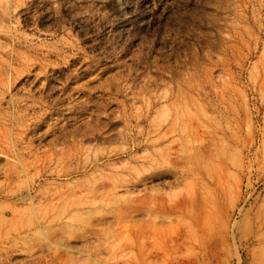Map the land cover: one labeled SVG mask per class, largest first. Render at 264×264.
<instances>
[{
  "label": "rangeland",
  "instance_id": "obj_1",
  "mask_svg": "<svg viewBox=\"0 0 264 264\" xmlns=\"http://www.w3.org/2000/svg\"><path fill=\"white\" fill-rule=\"evenodd\" d=\"M0 264H264V0H0Z\"/></svg>",
  "mask_w": 264,
  "mask_h": 264
}]
</instances>
